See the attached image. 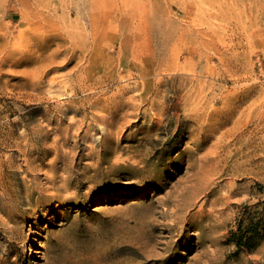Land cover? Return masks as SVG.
<instances>
[{"label": "rangeland", "instance_id": "374dc122", "mask_svg": "<svg viewBox=\"0 0 264 264\" xmlns=\"http://www.w3.org/2000/svg\"><path fill=\"white\" fill-rule=\"evenodd\" d=\"M264 0H0V264H264Z\"/></svg>", "mask_w": 264, "mask_h": 264}, {"label": "trees", "instance_id": "16d2710c", "mask_svg": "<svg viewBox=\"0 0 264 264\" xmlns=\"http://www.w3.org/2000/svg\"><path fill=\"white\" fill-rule=\"evenodd\" d=\"M264 202V201H262ZM244 203L238 210L228 239L237 247L253 250L264 240V206Z\"/></svg>", "mask_w": 264, "mask_h": 264}]
</instances>
